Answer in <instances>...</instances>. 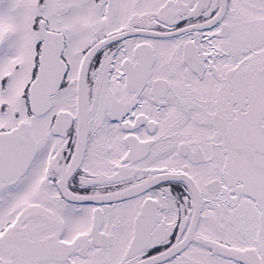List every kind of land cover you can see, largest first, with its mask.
I'll return each instance as SVG.
<instances>
[{"label":"snow or ice","instance_id":"obj_1","mask_svg":"<svg viewBox=\"0 0 264 264\" xmlns=\"http://www.w3.org/2000/svg\"><path fill=\"white\" fill-rule=\"evenodd\" d=\"M0 264H264V0H0Z\"/></svg>","mask_w":264,"mask_h":264}]
</instances>
